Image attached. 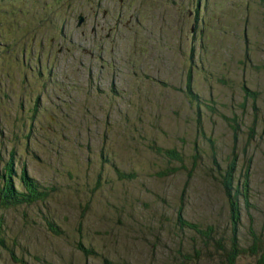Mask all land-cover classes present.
<instances>
[{"label":"rangeland","instance_id":"374dc122","mask_svg":"<svg viewBox=\"0 0 264 264\" xmlns=\"http://www.w3.org/2000/svg\"><path fill=\"white\" fill-rule=\"evenodd\" d=\"M26 1L22 0L21 4ZM48 1L52 2V6H56L54 2L60 5L66 20L70 12L77 11L84 2L79 0L72 7L68 4L71 0ZM123 1L121 18L127 19L132 14L131 24L117 26L112 30L109 33V44L101 43L100 40L93 43L84 40L81 47L86 52H93L94 63L113 61L109 52H118L123 69L132 71L133 76L122 81L127 83L126 88L107 85L101 87L99 92L123 94L128 100L135 101L137 106L150 112L143 119L152 121L151 125H161L159 141L177 148L182 153L183 165L187 169H178L179 162L173 163V160L169 161L167 157L155 154L150 142L145 147L135 146L128 152L124 128L113 127L110 130L113 137L107 142L105 149L122 155V164L134 173L135 178L114 181L89 194L87 191L94 185L96 171L92 175L82 172L77 185L79 194L68 192L64 197L65 202L57 206L59 209L55 215L65 220L67 214H78L76 204L69 202L76 198L87 200L92 209L88 213L93 216L103 215L100 216L102 221L94 220L93 224L104 232L113 226L115 234V241H112L111 236L99 238L98 246L135 252L142 264H154L149 241L158 232L164 236L163 229L172 234L177 232L176 212L181 188L191 170L188 178L191 196L181 197L187 207L184 215L189 216V219H196L200 227L210 225L212 232L211 238L207 240L184 228L187 242L185 250L197 248L206 254V258L211 257L214 253L210 252L214 248L218 250L223 246L228 250L229 247L231 224L228 199L221 186V173L236 157L235 171L238 175L249 172L253 197L248 200V204L238 199L241 220L236 233L240 256L235 264H264V1L202 0L200 20L193 31L191 20L187 19L184 24L177 13L172 14L170 29L164 25L168 10L166 0ZM181 5L185 7L187 1ZM6 9L7 6L0 13V142L5 144L7 151L16 145L13 134L23 131L20 125L29 129L31 119L39 113L33 110L31 96L40 94L43 106L48 110L41 124L49 127L48 130L39 128V123L34 121L31 131L37 138L32 136L29 139V148L31 152L39 154L41 159L51 158L55 163L52 145L77 149L74 145L76 143L69 142L65 135L85 140L86 123H93L92 112L99 113L103 118L113 106L99 99H91L88 95L94 93V89L81 91L75 86L54 81L57 69L74 74L80 62L67 56L58 61L55 46L38 47L43 55L41 59L36 58L31 48L34 44L24 50V57L35 61L37 67L38 60L40 61V73L32 72L30 75L20 64L13 65L16 61L10 55L9 45L18 44L20 33L16 30H20V27H10V20L4 13ZM114 12L117 14L116 10ZM80 26H75L73 15L69 24L67 23L66 34L82 36L79 30L88 26V20L83 18ZM6 43H9L8 47H5ZM85 57L87 60L90 58L88 53ZM49 62H53L57 68L53 71V67L48 66V71L42 73V66ZM123 69L121 68L122 73L125 74ZM189 70L192 88L198 93L200 102L204 103L200 105L204 124L195 123V105L185 95L160 85L164 80L178 85L183 73ZM148 77L157 79L159 83L148 80ZM64 78L61 76L57 81L62 82ZM24 79L29 82L26 84ZM219 79H224L225 83H220ZM243 84L256 94L246 97L241 89ZM5 93L8 95L5 96ZM68 95H73L74 98L69 99ZM19 101H22V113H19ZM67 102V108L76 111L70 120L74 126L61 136L63 123H52L53 113L50 109L64 108ZM207 102H212L213 112L206 106ZM124 105L127 104H120ZM154 117L159 123L154 122ZM100 140L101 136L99 141L93 136L92 145L100 147ZM18 145L22 154L21 161L27 160L31 174L46 178L52 175L54 164L47 165L38 161L36 155L26 154L24 138H21ZM43 151L51 156H44ZM95 158L96 154L92 156V159ZM1 159L0 156V166ZM83 165L86 164L81 166ZM172 168L178 170L168 172ZM160 171L166 174L155 177L154 173ZM236 182L238 183V179ZM36 207V203L16 209L0 207V221L5 231L3 237L7 248L0 245V264H12L6 256L7 252L23 248L34 259H44L43 264H57L66 242L72 240L76 225H80L69 222L67 227V223L60 220V229L65 232L58 236H48L42 223L37 222L39 217ZM120 216L123 218L122 226L117 223ZM154 220L162 225L156 224ZM82 227L90 229L91 223H83ZM18 233L22 236H18ZM158 257L157 264L173 262L172 255L162 254ZM214 264H222L221 257Z\"/></svg>","mask_w":264,"mask_h":264},{"label":"trees","instance_id":"16d2710c","mask_svg":"<svg viewBox=\"0 0 264 264\" xmlns=\"http://www.w3.org/2000/svg\"><path fill=\"white\" fill-rule=\"evenodd\" d=\"M22 0H0V13L7 6L4 12L7 18L10 20V27L18 26L20 30H16L20 33V39L18 44L9 45L10 55L16 61L13 65L20 64L23 69L31 75L32 72L40 73V61L38 60L39 67L35 65V61H29L24 57V50H27L30 44H34L31 48L36 54V58H43L41 52L38 51V47L44 48L48 46L57 47L59 60H62L64 56L70 59H76L80 62L77 64L78 68L74 74H71L63 69H57L54 73L53 79L56 83L66 84L75 86L81 91L88 89L91 91L94 89V93L88 95L91 99H99L102 102L113 106L112 109L106 111L103 118L100 117L99 113L92 112L93 123H86L85 140L80 138L72 139L68 138L69 142L76 143L77 149L62 148L58 145H52L51 148L54 150V160L49 158L44 160L40 158V155L29 148V139L33 136L31 128L33 127L34 121L39 123V128L47 129L41 124L46 118L47 109L43 106V98L40 94H33L31 96V102H33V110L39 111L35 118L31 119L29 129L23 125L20 127L23 131H19L17 134H13V138L16 140V145L6 150L5 144L0 142V207L4 209L19 208L22 206H30L34 203L37 204V219L38 223H42L45 228V234L48 236H58V234L64 233L60 229V218L55 213L59 209L57 206L64 201V197L68 192L79 194L78 180L82 172H86L92 175L96 171L95 182L93 187L87 192L91 194L95 190H100L103 186H107L114 181L133 180L135 178L134 173L126 168L121 162L120 154L114 151L106 150L107 142L113 137L110 134V130L113 127L124 128L123 134L125 135V145L127 151L131 152L135 146L145 147L148 142L151 143V148L155 154L167 157L169 161L173 160V163L179 162L180 166L178 169H187L183 165L182 153L177 148L166 146L164 143L159 141V135L161 132V125L152 124L143 119L144 116L150 114L145 111L144 108L136 105L135 101L127 99L123 94H117L113 92H99L101 87L118 86L127 87V83L122 82L125 79L133 76L132 71L124 70L122 63L119 62L117 51L109 52L114 59L94 63L93 56L91 53L86 52L82 49L81 44L85 38L88 39H99L100 33H96L94 38L86 36V33L81 31L82 36H76L73 33L66 34V27L68 18L66 20L64 11L61 9L57 2H54L56 6H52V2L48 0H27L24 4H21ZM79 0H71L68 2L70 6L75 7ZM100 2V0H94ZM183 7L181 4L186 3ZM264 1V0H263ZM168 10L166 17L164 18V25L170 29V23L172 22V14L177 13L180 20L186 24V20L190 19L192 22L191 31L195 29L200 20L202 0H166ZM87 0H84L82 7L77 11L70 12L69 16L74 13L75 16L78 13H85ZM80 11V12H79ZM77 23V22H76ZM69 24V23H68ZM78 30V29H76ZM183 30L181 29V32ZM36 41V43H35ZM101 43H105L100 41ZM9 44V43H8ZM6 43L5 47H8ZM105 44H109V41ZM4 53V52H3ZM86 53L89 54V60L86 59ZM115 54V55H114ZM53 67V71L57 68L53 62H49L42 66V73L48 71L47 67ZM263 67L262 65H259ZM123 69L124 73H122ZM61 76H64L62 82L57 81ZM148 80L159 83L157 79L148 77ZM27 84L28 79H24ZM219 82L224 84V79H219ZM184 84V86H183ZM161 86L164 88H173L183 95H185L188 101L195 105V123L204 124L203 113L200 109V105L204 103L200 102L199 95L192 88V75L190 70L187 73H183L182 79L178 85H173L168 81H161ZM241 89L246 97H251L256 94L254 91L249 89L244 84ZM8 94L5 93V96ZM19 95H17L18 97ZM98 96V97H97ZM13 97V95H12ZM106 98V99H100ZM11 98V97H10ZM69 99H73V95H68ZM255 98V97H254ZM67 102L64 108L59 110L50 109L53 113L52 123L61 122L62 132L68 133L73 129L74 123L70 120L76 114V111L67 108ZM127 104L120 106V104ZM206 106L213 112L214 106L212 102L205 103ZM22 101H19V113H22ZM32 107H30V110ZM154 122L159 123L157 118L154 117ZM29 130V131H28ZM57 134L60 132L56 130ZM97 137L100 140V147L95 148L92 145V138ZM37 138L36 136H33ZM21 138H24L25 146L24 152L29 153L31 156L36 155L40 162L45 164H54L52 175L48 178L36 176L31 174L28 167L27 160L21 161V153L19 152L18 143L21 142ZM66 138V139H67ZM69 143V144H73ZM82 144L83 147L80 145ZM7 153V154H6ZM44 156L50 157L51 154L45 151L42 152ZM97 155V158L92 159L93 155ZM86 164L81 166L82 164ZM177 168L169 169L168 172H175ZM236 169V157L231 163H229L226 169L221 173V186L224 191L226 198L228 199V215L229 222L231 224V232L229 233V247L221 246L218 250L213 249L210 254L214 253L211 257H205L206 254L202 253L197 248H191L190 251L185 250L186 238L184 228L189 232L194 233L196 236H200L204 239L209 240L211 238L210 225L206 227H200L196 219H189L185 216L184 212L187 207L184 205V200L181 199L183 196H191L188 189V178L190 177L191 170L188 172L187 179L182 185L179 206L177 209V232L175 234L169 231H164L161 234L158 232L155 238L149 241L151 245V253L154 257V264H157L159 256L162 254H168L173 256V262H165L161 264H202V262L208 264H214V262L221 257L222 264H235L236 259L240 256L239 244L237 241L236 227L241 220V213L239 207V198L242 202L248 204V200L253 197L250 190L251 181L248 179V171L244 174H237ZM240 171V170H237ZM165 172L154 173L155 177L159 178L164 176ZM251 176V175H250ZM238 179V183L236 182ZM237 183V184H236ZM69 203H75V210L77 213H70L66 215L65 220L61 222L68 223L77 222L80 226L76 225L75 232L73 233L69 242H66V246L63 252L59 254L57 264H142L140 258H137L135 252L131 251H120L117 247H100L97 245L99 238H106L111 236L112 241L114 240L115 234L113 233V226L108 231L99 229L93 222L102 221L100 216L88 213L91 211V206L87 200H81L76 198L74 201ZM184 203V204H183ZM175 214V212H174ZM125 217V215H123ZM122 216L117 219L119 226H122ZM135 223L136 220L134 221ZM154 222L158 225H162L157 220ZM83 223H91V228H83ZM139 226L143 227V225ZM114 225V224H113ZM159 230V229H158ZM5 231L2 229L0 221V245L6 248L4 235ZM18 236L22 234L18 233ZM218 242L217 240L215 241ZM53 247L52 244H50ZM39 249V248H38ZM40 250V249H39ZM41 251V250H40ZM187 251V252H186ZM149 252V253H150ZM150 253V254H151ZM7 258L13 264H43L42 258L34 259L26 248L16 249L15 251L10 250L6 254ZM260 256V255H259ZM261 257V256H260ZM264 257V256H263Z\"/></svg>","mask_w":264,"mask_h":264},{"label":"flooded vegetation","instance_id":"af4514ba","mask_svg":"<svg viewBox=\"0 0 264 264\" xmlns=\"http://www.w3.org/2000/svg\"><path fill=\"white\" fill-rule=\"evenodd\" d=\"M120 5V7H118ZM117 11V14L114 11ZM124 10V1L123 0H103L102 2H95L94 0H87L85 13H78L75 16L74 13L68 17V23L70 22L72 16L75 17V26L77 28L81 27L80 23L83 18L88 20V26L84 27L83 32L86 33L87 37L94 38L96 33H100L99 39H88L86 41L93 43L95 40H100L102 42H108L110 37V32L114 30L117 26H127L131 24L133 15L130 14L127 19H122V12ZM80 12V11H79ZM77 22V23H76ZM110 22H113L110 23ZM75 27V28H76ZM79 30V29H78ZM89 53L90 56L94 57L92 51Z\"/></svg>","mask_w":264,"mask_h":264}]
</instances>
